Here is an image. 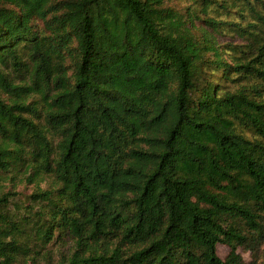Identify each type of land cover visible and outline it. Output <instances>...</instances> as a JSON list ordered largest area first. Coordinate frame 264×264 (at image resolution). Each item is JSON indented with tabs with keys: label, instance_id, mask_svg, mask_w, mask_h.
Masks as SVG:
<instances>
[{
	"label": "trees",
	"instance_id": "trees-1",
	"mask_svg": "<svg viewBox=\"0 0 264 264\" xmlns=\"http://www.w3.org/2000/svg\"><path fill=\"white\" fill-rule=\"evenodd\" d=\"M1 175L0 264H249L264 0H0Z\"/></svg>",
	"mask_w": 264,
	"mask_h": 264
},
{
	"label": "rangeland",
	"instance_id": "rangeland-1",
	"mask_svg": "<svg viewBox=\"0 0 264 264\" xmlns=\"http://www.w3.org/2000/svg\"><path fill=\"white\" fill-rule=\"evenodd\" d=\"M183 4L185 5V3ZM0 184H4L7 188L12 186L13 188L12 187L11 188L13 191L24 192V186L20 185V181L18 178L11 180L9 177H5L1 175ZM240 252L244 260L249 264L251 262H257L259 258L261 257L262 259H264L263 258L264 257V245L262 246V248H256L252 245L248 247L247 249H242ZM228 253H229V248H227L226 246H222V245L218 246V255L221 258H225L228 255ZM57 260H58V256H57Z\"/></svg>",
	"mask_w": 264,
	"mask_h": 264
}]
</instances>
